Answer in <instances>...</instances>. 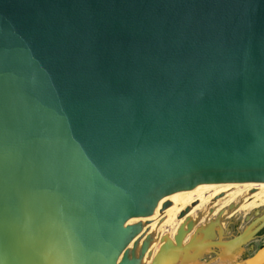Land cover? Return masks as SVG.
Instances as JSON below:
<instances>
[{"label": "water", "instance_id": "1", "mask_svg": "<svg viewBox=\"0 0 264 264\" xmlns=\"http://www.w3.org/2000/svg\"><path fill=\"white\" fill-rule=\"evenodd\" d=\"M249 182L264 0H0V264H264V244L239 259L260 211L227 240L223 213L187 219L150 252L163 202Z\"/></svg>", "mask_w": 264, "mask_h": 264}, {"label": "bare ground", "instance_id": "2", "mask_svg": "<svg viewBox=\"0 0 264 264\" xmlns=\"http://www.w3.org/2000/svg\"><path fill=\"white\" fill-rule=\"evenodd\" d=\"M255 188L258 190L256 191L257 193H251L254 195L250 197L253 201L249 202L247 200L246 202L248 203L243 204L241 207L242 209H244L245 206H247L246 208H255L257 206V202H260V205H264V183L261 182L211 184L201 188L178 193L174 199L163 202L162 205L168 201L171 202L172 205L164 212H161V209L156 211L151 217L149 235L153 232L155 240L150 248V252L156 254L162 246V241L165 236L168 235V237L174 239L179 227L184 224L187 219H193V217L196 214L198 215V212L205 206H208L209 203L214 205V203H216L215 199L218 197L224 195L226 196L224 200L218 201V203L215 204V207L217 206V208L216 210H212V217L218 214V207L222 205L224 207L228 206L230 203L237 200L242 194L248 190L252 192ZM197 203L199 204L194 206ZM187 208H192V210L185 218L179 219L180 214ZM145 263L151 264L150 260L147 258L145 259Z\"/></svg>", "mask_w": 264, "mask_h": 264}, {"label": "rangeland", "instance_id": "3", "mask_svg": "<svg viewBox=\"0 0 264 264\" xmlns=\"http://www.w3.org/2000/svg\"><path fill=\"white\" fill-rule=\"evenodd\" d=\"M256 191H258L256 188L251 191H247L244 194H242L237 200L233 201L232 203H230L229 205H237L240 206L242 204H247L248 202H246L247 200L249 202H252L253 200L250 198L251 196H253L254 194L251 193H257ZM226 197V196H225ZM225 199V198H224ZM223 199V200H224ZM216 200V199H215ZM222 201V200H220ZM221 203V202H220ZM234 203V204H233ZM260 202H257V206L255 208H246L247 206L244 207V209H240L238 212L233 213L232 215H230L232 212H230V210L228 211V206H220L218 207V209H222L224 210L223 213H225V215L223 216L224 218V223H223V228L225 231H227V234L225 236V240L232 238L234 235L238 234L239 232L243 231L245 229V227L248 225V223L254 219L255 211H260L261 214L264 213V205H260ZM199 203H197L196 205H198ZM264 204V203H263ZM195 205V206H196ZM207 207V208H206ZM217 206L214 207V205L210 204L208 206H205L202 210H200L198 212V215L196 214L193 219L194 220H201L202 219V225L206 224L207 220H209V218H211V220H213L212 218V210H216ZM228 215L230 216L229 219H226V217H228ZM250 218L251 220H247V218ZM255 246V250H250L249 249V245H246L244 247V251L240 254L239 259H244L246 257H249L251 255L254 254V252L259 249L263 244H264V236L259 237L258 239H256L255 241H253V243ZM215 255L213 254H209L207 256H205L204 260L205 262L209 261V260H215Z\"/></svg>", "mask_w": 264, "mask_h": 264}, {"label": "flooded vegetation", "instance_id": "4", "mask_svg": "<svg viewBox=\"0 0 264 264\" xmlns=\"http://www.w3.org/2000/svg\"><path fill=\"white\" fill-rule=\"evenodd\" d=\"M225 198V195L224 196H221V197H218L217 199H216V203H214V207H215V204H217L218 203V201H220V200H223ZM231 206H233V207H235L234 208V210H232L231 212V214L230 215H232L233 213H235V212H238L239 210H240V208L243 206V204L242 205H240V206H237V205H229L228 206V211H229V209L231 208ZM237 207V208H236ZM264 209V208H263ZM218 210V214H216L215 216H214V218H212L213 220H215L218 216H219V214H221L224 210H222V209H217ZM226 213V212H225ZM225 213H223V215L222 216H224L225 215ZM256 213V211L254 212V214ZM230 218V216L228 215V217H226V219H229ZM224 219V218H223ZM254 219H255V217H254ZM253 220V219H252ZM251 220V221H252ZM211 221V218H209V220H207V222H206V224L208 223V222H210ZM250 221V222H251ZM249 222V223H250ZM202 219H201V221H200V225L199 226H202ZM224 223V221L222 222V224ZM248 223V224H249ZM205 225V224H204ZM259 235V237H262V236H264V229L260 232V234H258Z\"/></svg>", "mask_w": 264, "mask_h": 264}]
</instances>
